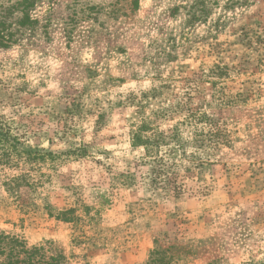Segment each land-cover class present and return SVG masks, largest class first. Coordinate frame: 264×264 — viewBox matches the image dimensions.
Listing matches in <instances>:
<instances>
[{"label": "rangeland", "instance_id": "374dc122", "mask_svg": "<svg viewBox=\"0 0 264 264\" xmlns=\"http://www.w3.org/2000/svg\"><path fill=\"white\" fill-rule=\"evenodd\" d=\"M30 16L0 48V127L22 155L0 162V264H264V0ZM136 134L165 141L147 153Z\"/></svg>", "mask_w": 264, "mask_h": 264}, {"label": "trees", "instance_id": "16d2710c", "mask_svg": "<svg viewBox=\"0 0 264 264\" xmlns=\"http://www.w3.org/2000/svg\"><path fill=\"white\" fill-rule=\"evenodd\" d=\"M38 2H40V0H0V48H8L11 45L17 43L20 37L26 35V33L30 35L35 32V30L37 29L36 26L39 24V21L36 19H32L30 13ZM45 21L47 22V19H45ZM174 137V135H170L167 137V139L172 140ZM12 138L6 133L3 128L0 127V162H8L11 160V157L13 159V157L19 158L22 156L18 152L14 144L16 139ZM152 138L153 136L151 138H142L140 134H136L134 142L143 145L148 153V147H157L161 142L165 141L164 138L158 136L156 141L151 142L150 140H152ZM25 154H28L27 158H29V155H31L32 153L23 151V155ZM41 157H43V155H41ZM152 174L154 175L153 180L156 182L159 177L164 175V169H154L152 171ZM163 182L165 181L163 180ZM174 191H176V187H174ZM5 239H7V246H11V244L15 243L6 236L3 237V240ZM163 252L165 251L161 249H155L151 253V257L147 264H157V262L163 260ZM12 253L13 252L11 251L10 255H12ZM15 255L17 257L15 262L19 264H43L42 261H40L39 259L36 260L31 255H28L27 258H25L26 260H23V258L19 260L18 253H16Z\"/></svg>", "mask_w": 264, "mask_h": 264}]
</instances>
